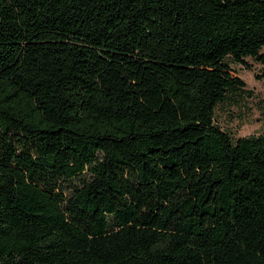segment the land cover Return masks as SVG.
I'll return each mask as SVG.
<instances>
[{"label": "trees", "instance_id": "trees-1", "mask_svg": "<svg viewBox=\"0 0 264 264\" xmlns=\"http://www.w3.org/2000/svg\"><path fill=\"white\" fill-rule=\"evenodd\" d=\"M246 58L264 0H0V264H264Z\"/></svg>", "mask_w": 264, "mask_h": 264}, {"label": "rangeland", "instance_id": "rangeland-1", "mask_svg": "<svg viewBox=\"0 0 264 264\" xmlns=\"http://www.w3.org/2000/svg\"><path fill=\"white\" fill-rule=\"evenodd\" d=\"M245 62L248 68L231 62L245 83L243 91L228 94L214 111L215 123L234 140L264 134V79H256L261 66L252 58Z\"/></svg>", "mask_w": 264, "mask_h": 264}]
</instances>
